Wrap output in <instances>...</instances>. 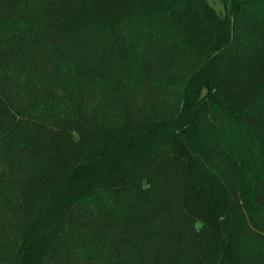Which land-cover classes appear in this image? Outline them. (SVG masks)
I'll return each mask as SVG.
<instances>
[{
	"label": "trees",
	"instance_id": "16d2710c",
	"mask_svg": "<svg viewBox=\"0 0 264 264\" xmlns=\"http://www.w3.org/2000/svg\"><path fill=\"white\" fill-rule=\"evenodd\" d=\"M0 0V264H264V0Z\"/></svg>",
	"mask_w": 264,
	"mask_h": 264
},
{
	"label": "rangeland",
	"instance_id": "374dc122",
	"mask_svg": "<svg viewBox=\"0 0 264 264\" xmlns=\"http://www.w3.org/2000/svg\"><path fill=\"white\" fill-rule=\"evenodd\" d=\"M207 1L213 7V9L218 13V15L223 17L225 11L222 0H207Z\"/></svg>",
	"mask_w": 264,
	"mask_h": 264
}]
</instances>
